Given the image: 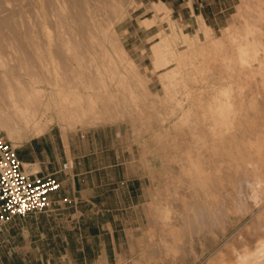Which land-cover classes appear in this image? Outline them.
<instances>
[{"label":"rangeland","instance_id":"obj_1","mask_svg":"<svg viewBox=\"0 0 264 264\" xmlns=\"http://www.w3.org/2000/svg\"><path fill=\"white\" fill-rule=\"evenodd\" d=\"M0 21V91L11 95L0 98V137L20 145L15 148L24 169H37L23 159L29 156L26 147L34 135L16 106L23 101L33 105L29 86L34 78L41 80L38 95L49 108L43 118L48 122L44 133L52 139L48 155L62 161L63 145L75 137L88 139L84 152L98 146L103 160L117 161L109 176L102 181L96 176L102 186L88 192L79 189L76 201L54 202L41 213L0 224V264L235 261L232 245L237 247L240 236L254 230L257 214H235L231 222L207 225L209 203L183 168L188 153H205L212 140L221 143V134L235 131L245 110L256 128L257 121H264V80L257 75L242 84L236 67L222 64H234L227 29L237 38H249L252 52L263 57L264 0H0ZM68 36L74 45L61 44ZM251 85L258 89L254 109L246 98L242 102ZM63 86L79 108L77 117L68 121L59 114L67 105L57 108L48 98ZM226 89L234 93L229 113L213 114V104ZM8 128L14 129V138ZM226 181L222 190L229 188ZM164 204L169 213L163 220ZM184 215L191 219V229ZM170 226L184 238L180 254L167 249L172 244ZM255 243L253 239L252 249Z\"/></svg>","mask_w":264,"mask_h":264},{"label":"bare ground","instance_id":"obj_2","mask_svg":"<svg viewBox=\"0 0 264 264\" xmlns=\"http://www.w3.org/2000/svg\"><path fill=\"white\" fill-rule=\"evenodd\" d=\"M2 26H3V22L0 21V27L2 28ZM79 26H80V24H79ZM90 28L91 27H89V29ZM79 29H81V28H79ZM209 30H210V28H209ZM85 31L86 30H84V32ZM226 33L229 34L228 36L230 37V40H231V42H233V45H234L235 54L234 53L231 54V56L235 55L234 58H231L232 62L234 64H232V63L230 64L229 62H226V63L223 62L222 64H224V66H226V67L235 66L236 67V77H238L240 79L242 84L246 83L248 81H251L253 78H256L257 75L261 76V80H264V55H263V57L257 56L256 55V50H255V52H252L253 46H251V43H253V42L249 38H247L246 36H244L242 38H240V36H239V38H237L236 36H234V34L236 32L232 35L231 34L232 32H231L230 29H227ZM92 34H93V31H92ZM240 34H242V33H240ZM86 36H87V34H86ZM257 40L258 39L256 38V41ZM254 41H255V39H254ZM60 42L63 45L67 44V42L70 45H74L72 37H69V39H67V40L62 39V40H60ZM258 45H260V44H258ZM207 46H205V47H207ZM217 47H219V46H217ZM211 49H212V47H211ZM258 51H259V49H258ZM216 53H218V51H216ZM214 56H215V54H214ZM217 56L219 57V54ZM222 56H223V54H222ZM231 59H229V60H231ZM215 60L216 59H214L213 61L215 62ZM196 61H199V60H196ZM206 62H208V61H206ZM197 64H198V62H197ZM220 64H217V65L219 66ZM203 67H204V65H203ZM220 67L221 66H219V68ZM201 68H202V66H201ZM202 70H203V68H202ZM172 72H176V70L172 71ZM233 72H234V70H233ZM180 73H181V71H180ZM198 73H199V71H198ZM202 73H204V72H202ZM222 75H223V73H222ZM196 79H198V78L196 77ZM225 82H227L226 84H228V81H225ZM40 83H41L40 79L34 78V79L31 80V83H30V86H29L30 87V92L32 93V95H34L32 97L35 98L34 101H33V105L31 104L32 102L23 101L22 104H20V105L17 104V106H16V108L19 110L20 114L23 116L25 125L31 126L33 128L34 137L41 136L44 133L45 128L48 126V122L47 121L43 122V118L45 117V115L47 116L49 108H48V103L42 102L41 99H40V96L38 95L40 90H41ZM254 84H255V82H254ZM228 85H230V84H228ZM224 87H225V85H224ZM241 89H240V94L243 93V91H244V90H241ZM247 90L249 92V95H247L248 93L245 90L244 94H242V96L244 95L243 96L244 99H242L244 101H242V102L244 104L245 103V98H246L250 108L254 109L256 107V103H258V102H255V99H254V96L257 94L256 91L258 89L256 88V91H255L254 88L251 85V86H249L247 88ZM231 92H232V90H231ZM216 93H215V95H216ZM184 94H185V96H187V98L189 97L190 93L188 92V88L185 90ZM232 94H234V93L232 92ZM232 94H230V89H226V90L223 91V97L221 95H218V96H221L222 98L221 99H217L214 104L212 103L213 104V106H212L213 114H217V115L223 114L224 115L226 112L229 113V110L231 109V104H232L231 101H230V97H231L230 95H232ZM4 95L7 98L11 97L10 93L8 94V92H6V91L4 92ZM4 95L0 91V98L4 97ZM192 95H193V93H192ZM237 95H238V93H237ZM73 96L74 95H71V93L68 90H65L64 86L61 89L60 88L56 89L54 92H52V94H50L48 96L49 99H52V100H54V102H56L55 105H56L57 108H61L62 106L64 107V104L67 105L66 110H65L66 112H64V113L63 112H59L60 115H66V117H64V116H62V117L64 119H66L67 121L70 120V119L76 118L77 117V112L79 111L78 110L79 108H77V105H76L75 100L73 99ZM70 97H72V98L69 99ZM211 97H212V95H211ZM214 97H217V96H214ZM77 98L79 99V96H77ZM191 98H194V96L191 97ZM186 100H185V103H186ZM233 100H235V99H233ZM260 100H261V98H260ZM182 101L183 100H181L180 103H182ZM191 102L192 101H190L188 103H191ZM29 105H31V106H29ZM263 105H264V103H263ZM197 108H199V107H197ZM80 111L81 112L83 111L82 107L80 108ZM231 116H233V114H231ZM228 117H229V115H228ZM250 117H251L250 112H247L245 110L244 113H242L239 116L238 120H236V121H238V125L239 126L235 129V131L226 132V133H223V134L219 133V134H221L220 137H219V139H221V141H222L221 143H218L216 140H212V143L210 144L209 149L206 150L205 153L199 152V151H195L194 153H188L187 154V159H186L188 165L186 167L184 166V168H183L184 171L186 170V172L190 175V177L192 179H195L198 182L197 183L198 187L202 190L203 196L205 197V199L209 203L208 204L209 205V209L204 206L206 209H208V211H207L208 216H206V219L204 220L207 225H212V224H217V223H224L225 220H227L228 222H231L232 218L235 217V214H237L238 217L240 215L245 216L247 213H249V215H251V214L253 215V213L257 214V220L252 223V225L254 226V230L252 232H248L244 236H240L239 240H237V242H238L237 247H235V245H232L231 251L234 253V255H236L237 259L235 261H232V263H229V264H264V238H263L264 237V121L263 122L262 121H257V124L259 125V128H256L254 126L255 123H256L255 120H252ZM262 118H264V117H262ZM230 119H231V117H230ZM197 128H199V127H197ZM225 131H227V130H225ZM7 132H8V135L10 137L14 138V136H13L14 135V129L13 128H8ZM213 134H214V132H213ZM13 146L14 147H19L20 145L19 146L13 145ZM173 154H174V152H173ZM177 159L179 161V158H177ZM170 162H172V160ZM167 164H169V162ZM182 164H184V163H182ZM24 165L27 166L26 164H24ZM166 168H169V167H166ZM175 168H173V169H175ZM171 170H170V172H172ZM164 171H166V170H164ZM167 171H168V169H167ZM221 172H223L222 175H221ZM180 176H182V175H180ZM169 177H171V176L169 175ZM184 180L186 182V179H184ZM225 180H227L226 182L228 183L229 188L227 190H225V189L222 190L223 189L222 185L224 184L223 182ZM181 181L183 182V180H181ZM174 183H175V181H174ZM188 183H190V182H188ZM189 186H188V188H189ZM168 190H170V189H168ZM193 190H195V189H193ZM161 192H163V191H161ZM167 193H169V191ZM186 194H188V192ZM178 195H181V194H178ZM158 196H159V194H158ZM197 197H198V195H197ZM159 198H160V196L158 197V199ZM161 199L163 200V198H161ZM167 200H171V198L167 199ZM183 200H184L183 204L187 207L189 205V203L187 201H185V199H183ZM165 204L160 209L161 210L160 211L161 212V216H162L163 220L168 217V213H169V208H168L169 206H167ZM170 205H172V204H170ZM189 207H191V205ZM205 210H204V213H206ZM201 213H202V210H201ZM149 216H151V214ZM154 216H158V215H154ZM201 217H202V215H201ZM156 218H155V220H157ZM183 220H184L185 225L188 226L187 228L191 229V227H192L191 219L188 216H185L183 218ZM157 221H159V220H157ZM179 223H180V221H179ZM172 224H174V223H172ZM165 225H166V223L163 226H165ZM169 229H170V233H171V236H172V244L169 247H167L168 251H173L174 255L177 252L179 253L181 250H183V252H184V249H182L183 248L182 245H184L183 244L184 243V238H182V236H180L181 233H179L178 231L174 230V228H171V226L169 227ZM223 229H224V226H223ZM154 235H155V233H154ZM157 236L159 237V235H157ZM253 239L256 240V243H255L254 248L252 249L250 244H251V241ZM161 250H163V249H161ZM231 251H230V253H231ZM170 255H172V254H170ZM184 256H186V255L184 254ZM230 257H232V256H230ZM226 263H228V262L219 261V264H226Z\"/></svg>","mask_w":264,"mask_h":264},{"label":"crops","instance_id":"obj_3","mask_svg":"<svg viewBox=\"0 0 264 264\" xmlns=\"http://www.w3.org/2000/svg\"><path fill=\"white\" fill-rule=\"evenodd\" d=\"M51 140L49 133L34 137L26 147L28 158H23L30 166H37L32 174L46 175L54 173L60 181L59 191L51 195V204L54 202V204H61L67 200L76 201L75 196L79 194V189L82 192H88L102 186L101 183L98 184L96 176L100 174L101 178L99 180L102 181L103 176H109L110 172L113 171L112 167L117 164V161L103 160L99 151L101 149L98 146L94 147L95 151L84 152L83 148L89 143L88 139L79 141L75 137L66 140V147L63 145L65 157L62 161H59L56 155L54 157L48 155L47 149H49L48 144ZM37 153L40 154V158ZM64 162L67 163L66 169H62ZM31 169L29 168V172ZM91 177H93V180Z\"/></svg>","mask_w":264,"mask_h":264},{"label":"built area","instance_id":"obj_4","mask_svg":"<svg viewBox=\"0 0 264 264\" xmlns=\"http://www.w3.org/2000/svg\"><path fill=\"white\" fill-rule=\"evenodd\" d=\"M67 163L62 164V169ZM60 182L53 174H32L24 169L16 148L0 137V224L47 210Z\"/></svg>","mask_w":264,"mask_h":264}]
</instances>
